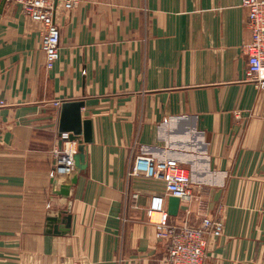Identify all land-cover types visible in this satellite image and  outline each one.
<instances>
[{
	"label": "crops",
	"instance_id": "0c3cea01",
	"mask_svg": "<svg viewBox=\"0 0 264 264\" xmlns=\"http://www.w3.org/2000/svg\"><path fill=\"white\" fill-rule=\"evenodd\" d=\"M64 1L52 69L43 26L13 0L0 14V264H163L146 208L161 197L168 212L170 195L130 174L137 157L188 170L192 196L171 222L221 218L205 264H264V90L245 76L241 0ZM75 99L92 141L64 198L55 190L76 168L52 184L50 148L67 134L53 103ZM60 210L69 231L48 233Z\"/></svg>",
	"mask_w": 264,
	"mask_h": 264
},
{
	"label": "built area",
	"instance_id": "2783aa9c",
	"mask_svg": "<svg viewBox=\"0 0 264 264\" xmlns=\"http://www.w3.org/2000/svg\"><path fill=\"white\" fill-rule=\"evenodd\" d=\"M57 1L13 0L25 16L43 26L41 48L47 69H52L59 58L60 29L54 20ZM241 4L246 9V26L251 34L250 43L244 47L247 55L245 76L264 90V0H241ZM75 6L76 0H65L63 3L65 10H71ZM61 102L57 100L53 104L60 106ZM4 105V100L0 98V107ZM62 137L65 141L63 144H55L50 148L53 158L51 177L69 175L75 169L74 155L77 153L78 143ZM130 174H142L161 180L170 196L180 199L192 196L191 176L174 159L160 161L150 157H137ZM162 203L161 197L152 198L146 208V216L148 222L154 225L156 238L166 243L167 252L163 264H205L208 239L222 234L221 218L205 215L201 217L198 226L187 221L177 224L170 221V215Z\"/></svg>",
	"mask_w": 264,
	"mask_h": 264
},
{
	"label": "water",
	"instance_id": "95a60500",
	"mask_svg": "<svg viewBox=\"0 0 264 264\" xmlns=\"http://www.w3.org/2000/svg\"><path fill=\"white\" fill-rule=\"evenodd\" d=\"M7 0H0V14ZM84 106V101L81 99L64 100L59 108L58 133L62 135L67 133L64 139L76 141L78 143L77 153L74 155V166L76 173L70 177L69 184L59 185L55 194L67 198L71 185L77 182L78 173L86 168V145L92 141V133L90 121L82 119L81 107ZM54 186L58 183V177H52ZM180 198L170 196L168 198V214L176 216L178 213ZM63 215V217H61ZM60 216L61 218H58ZM70 214H66L65 210H60L57 215H51L46 218L48 233L52 232L57 235L66 234L70 228ZM61 223L62 226L57 227L56 224ZM59 228V229H58ZM53 229V230H52Z\"/></svg>",
	"mask_w": 264,
	"mask_h": 264
}]
</instances>
